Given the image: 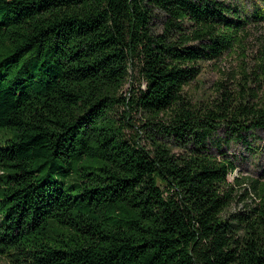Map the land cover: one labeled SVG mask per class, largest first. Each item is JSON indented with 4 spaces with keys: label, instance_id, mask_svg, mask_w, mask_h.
Listing matches in <instances>:
<instances>
[{
    "label": "trees",
    "instance_id": "obj_1",
    "mask_svg": "<svg viewBox=\"0 0 264 264\" xmlns=\"http://www.w3.org/2000/svg\"><path fill=\"white\" fill-rule=\"evenodd\" d=\"M253 9L0 0V264H264V185L228 213L224 150L264 132V103L183 92Z\"/></svg>",
    "mask_w": 264,
    "mask_h": 264
},
{
    "label": "rangeland",
    "instance_id": "obj_2",
    "mask_svg": "<svg viewBox=\"0 0 264 264\" xmlns=\"http://www.w3.org/2000/svg\"><path fill=\"white\" fill-rule=\"evenodd\" d=\"M226 1L238 9L246 10V15L254 11L255 5L264 8V0ZM200 68L198 77L183 90L194 107L203 108L219 100L223 92L221 86L233 96H238L243 85L247 90L244 94L252 95L247 97L251 102L264 103V21H248L230 51L217 60L201 63ZM127 88L128 85L125 90ZM133 116L137 125L142 122V115ZM130 135L132 136L131 132ZM225 137L226 134L220 132L215 139ZM140 142L150 148L149 142L144 138H141ZM263 146L264 132L261 131L255 133V138L247 137L246 142L225 146L224 150L237 166L227 178L233 188L234 197L228 213L244 211L258 202L255 192L264 185ZM213 152L216 151L213 149Z\"/></svg>",
    "mask_w": 264,
    "mask_h": 264
}]
</instances>
